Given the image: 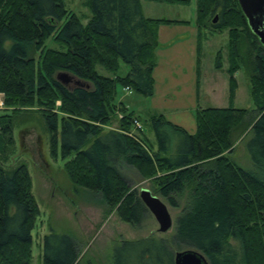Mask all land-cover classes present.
I'll return each instance as SVG.
<instances>
[{"label":"trees","instance_id":"trees-1","mask_svg":"<svg viewBox=\"0 0 264 264\" xmlns=\"http://www.w3.org/2000/svg\"><path fill=\"white\" fill-rule=\"evenodd\" d=\"M83 4L90 12L85 23L65 10L63 0H0V92L5 106H36L50 149L65 159L68 179L98 195L120 220L136 226L147 212L129 187L125 167L150 178L171 206H176L174 195L185 192L169 242L153 234L121 240L113 245L110 264H174V252L187 248L201 252L208 264H264V47L250 32L237 1L195 0L199 31L205 24L211 31L229 28L228 105L196 108L192 133L161 114L151 115L155 149L149 152L140 136L130 133L141 129L134 127L133 110L117 102L115 94L117 87H126L151 95L157 26L170 21L143 16L138 0ZM237 24L245 39L235 32ZM49 39L55 47L45 46ZM120 63L127 66L123 73ZM96 66L110 75L97 73ZM239 67L251 83L258 111L251 123L245 122L243 108L231 105L233 73ZM57 71L79 84H61ZM116 109L121 110L118 127L103 131ZM11 128V115H0L3 154L12 143ZM236 133L249 135L244 146L252 169L223 154ZM38 212L24 164L0 166V264H30ZM40 248V264H82L67 234L50 230Z\"/></svg>","mask_w":264,"mask_h":264},{"label":"rangeland","instance_id":"rangeland-1","mask_svg":"<svg viewBox=\"0 0 264 264\" xmlns=\"http://www.w3.org/2000/svg\"><path fill=\"white\" fill-rule=\"evenodd\" d=\"M63 1L65 10L74 12L81 18V22L85 23L90 14L88 8L83 4L85 0ZM138 1L141 13L145 17L169 20L170 22H165L169 24L184 22L175 20L183 19L197 26L195 23V0H188L186 4L164 0ZM63 19L59 23H62ZM228 29L211 31L206 24L200 27L199 100L203 107L228 105L229 83L226 72L228 68L226 48L229 36ZM234 30L245 39L238 24L234 26ZM45 46L55 47L56 44L49 39L45 41ZM216 62H219L218 66ZM95 68L97 73L101 75H110L101 66ZM126 69L127 66L120 63L119 72L123 73ZM233 77L235 87L231 105L243 108L245 122L251 123L258 115L251 97V83L242 67L237 68ZM75 79V77H71L67 87H72ZM129 91L126 87H117L115 100L119 102L117 99H120L125 104L137 105L142 104L141 102L144 103V100L147 99V97ZM1 100L3 108H0V115H11L12 143L6 145L7 150L4 154L0 151V166L13 168L19 163L24 164L30 179V191L39 211L31 229L32 257L30 264H40L41 239L50 230L67 234L74 239L82 264H110L113 245L121 240H132L153 234L167 242L170 241L174 219L185 205V192L180 195L175 194L176 206H171L156 193L154 183L150 178L140 175L132 167H125L122 172L128 179L129 187L135 189L137 194L140 188L145 187L156 195L167 208L171 218V226L166 231L159 232L157 230L158 225L149 211L146 212L143 222L139 225L135 226L124 222L118 218L114 209H108L101 202L98 195L88 192L68 179L62 167L65 159L61 158L58 153L55 155L50 149L49 133L44 128L43 119L36 106H5L3 94ZM58 103V101L55 102L56 105ZM124 108L129 109L126 106ZM148 116L150 117V115ZM120 117L121 110H114L110 113L107 123L101 126L102 130L116 129ZM141 117L144 118L141 119L145 122H142L143 127L140 123L141 129L138 132L132 131L130 133L132 135L135 133L136 137L140 136L143 146L149 152L150 149L155 148L152 143L153 133L148 126L149 117L145 118L144 115ZM248 136V134L237 136V133L233 135L230 148L225 150L223 154L242 168L252 169L244 146Z\"/></svg>","mask_w":264,"mask_h":264},{"label":"crops","instance_id":"crops-1","mask_svg":"<svg viewBox=\"0 0 264 264\" xmlns=\"http://www.w3.org/2000/svg\"><path fill=\"white\" fill-rule=\"evenodd\" d=\"M175 20L184 22L164 23L157 26L155 63L151 71L153 80L151 95L143 96L147 99L137 105H129L120 99L117 100L133 110L142 127L144 118L141 115L146 118L155 113L161 114L172 124L192 133L195 129L193 112L196 108L203 107L199 100L201 30L199 31L198 27L188 20ZM152 143L155 147L154 137Z\"/></svg>","mask_w":264,"mask_h":264},{"label":"water","instance_id":"water-1","mask_svg":"<svg viewBox=\"0 0 264 264\" xmlns=\"http://www.w3.org/2000/svg\"><path fill=\"white\" fill-rule=\"evenodd\" d=\"M245 18L246 24L258 42L264 47V0H236ZM215 21V17L212 22ZM71 75L58 71L55 78L63 85L67 86L71 80ZM74 85L79 84L77 79L73 80ZM138 198L145 206L146 210L155 219L159 232L166 231L171 226V218L165 204L149 189L142 187L138 190ZM174 264H208L201 252L193 248L177 250L173 254Z\"/></svg>","mask_w":264,"mask_h":264},{"label":"built area","instance_id":"built-area-1","mask_svg":"<svg viewBox=\"0 0 264 264\" xmlns=\"http://www.w3.org/2000/svg\"><path fill=\"white\" fill-rule=\"evenodd\" d=\"M1 97H2V93L0 92V108H3ZM133 124H134L135 128H139L140 129V124L138 123V121L134 120Z\"/></svg>","mask_w":264,"mask_h":264}]
</instances>
